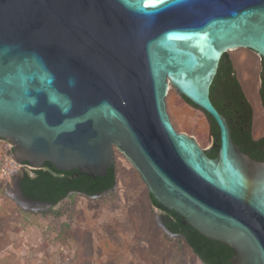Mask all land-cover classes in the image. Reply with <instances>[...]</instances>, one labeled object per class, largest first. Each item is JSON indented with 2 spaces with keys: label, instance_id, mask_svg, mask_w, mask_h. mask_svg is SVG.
Here are the masks:
<instances>
[{
  "label": "water",
  "instance_id": "obj_1",
  "mask_svg": "<svg viewBox=\"0 0 264 264\" xmlns=\"http://www.w3.org/2000/svg\"><path fill=\"white\" fill-rule=\"evenodd\" d=\"M238 49L264 61V0H0V140L31 170L92 179L118 153L159 205L229 247L230 264H264V161L234 143L209 97ZM169 88L214 120L219 144L175 130ZM23 172L13 199L52 207L23 197Z\"/></svg>",
  "mask_w": 264,
  "mask_h": 264
},
{
  "label": "rangeland",
  "instance_id": "obj_2",
  "mask_svg": "<svg viewBox=\"0 0 264 264\" xmlns=\"http://www.w3.org/2000/svg\"><path fill=\"white\" fill-rule=\"evenodd\" d=\"M236 76L253 109L257 136L264 133L259 97L261 59L238 49ZM166 111L178 133L213 146L210 122L169 88ZM260 138V137H259ZM116 185L101 195L72 193L56 206L33 209L12 196V180L0 177V264H203L179 236L163 231L139 174L118 153Z\"/></svg>",
  "mask_w": 264,
  "mask_h": 264
},
{
  "label": "trees",
  "instance_id": "obj_3",
  "mask_svg": "<svg viewBox=\"0 0 264 264\" xmlns=\"http://www.w3.org/2000/svg\"><path fill=\"white\" fill-rule=\"evenodd\" d=\"M209 97L217 111L226 118L234 143L251 158L264 161V136L259 140H254L252 137L253 109L236 77L229 53L221 58L217 75L210 87ZM259 97L264 111L263 60H261ZM207 118L214 144H219L218 127L211 117L207 116ZM208 157L215 159L216 150L214 149ZM18 185L23 197L28 201L56 206L70 193L95 197L112 190L116 185V168L111 167L105 178L92 179L74 170L58 171L49 163H45L40 170L23 172ZM149 197L152 206L162 213L163 225L168 232L181 237L202 263L230 264L233 252L229 247L205 238L188 224L183 225L184 219L180 215L168 212L150 195Z\"/></svg>",
  "mask_w": 264,
  "mask_h": 264
},
{
  "label": "built area",
  "instance_id": "obj_4",
  "mask_svg": "<svg viewBox=\"0 0 264 264\" xmlns=\"http://www.w3.org/2000/svg\"><path fill=\"white\" fill-rule=\"evenodd\" d=\"M12 148L11 143L0 140V177L5 180L13 179L21 168L24 172L31 170L28 164H18L11 158Z\"/></svg>",
  "mask_w": 264,
  "mask_h": 264
},
{
  "label": "crops",
  "instance_id": "obj_5",
  "mask_svg": "<svg viewBox=\"0 0 264 264\" xmlns=\"http://www.w3.org/2000/svg\"><path fill=\"white\" fill-rule=\"evenodd\" d=\"M229 55H230V58H231V61H232V64H233L234 71L236 73V71L238 70V65H239V62L240 61H239V59H237L236 57L232 56L231 54H229ZM239 82H240V80H239ZM240 85H241V87H242V89H243V91H244V93H245V95L247 97V93H246V89H245L244 85L241 82H240ZM257 135L258 134H257L256 130H254V124H253V127H252V137H253L254 140L261 139L264 136V133L261 134V136H259L260 138L259 137H256Z\"/></svg>",
  "mask_w": 264,
  "mask_h": 264
}]
</instances>
